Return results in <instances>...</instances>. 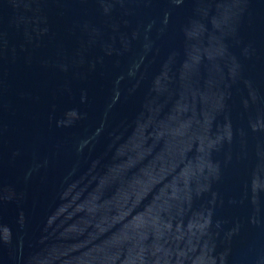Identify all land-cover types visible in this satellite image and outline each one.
<instances>
[{
    "label": "water",
    "instance_id": "water-1",
    "mask_svg": "<svg viewBox=\"0 0 264 264\" xmlns=\"http://www.w3.org/2000/svg\"><path fill=\"white\" fill-rule=\"evenodd\" d=\"M0 264H264V0H0Z\"/></svg>",
    "mask_w": 264,
    "mask_h": 264
}]
</instances>
